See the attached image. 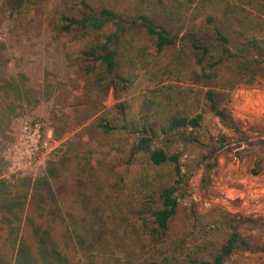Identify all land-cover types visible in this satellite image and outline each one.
<instances>
[{
    "label": "trees",
    "instance_id": "16d2710c",
    "mask_svg": "<svg viewBox=\"0 0 264 264\" xmlns=\"http://www.w3.org/2000/svg\"><path fill=\"white\" fill-rule=\"evenodd\" d=\"M47 1L0 7L22 17ZM48 24L76 47L63 77L44 73L30 84L8 74L0 43V137L13 119L50 102L53 138L65 139L41 177L0 180V264H224L255 250L231 219L223 240L196 238L197 205L177 195L186 179L181 153L155 140L199 144L208 113L237 131L225 91L253 82L263 61L228 46L264 57V0H60ZM140 71L153 89L135 115L123 99ZM111 91L118 102L107 107ZM115 136L132 140L126 162L144 157L142 173L117 171ZM226 141L220 136L216 149Z\"/></svg>",
    "mask_w": 264,
    "mask_h": 264
},
{
    "label": "rangeland",
    "instance_id": "374dc122",
    "mask_svg": "<svg viewBox=\"0 0 264 264\" xmlns=\"http://www.w3.org/2000/svg\"><path fill=\"white\" fill-rule=\"evenodd\" d=\"M59 4L60 0H48L41 6H30L33 8L22 17L10 16L5 7H0V43L5 49L8 74H23L30 84L41 81L44 73L66 75L65 56L76 47L52 33L48 24ZM228 49L232 55L263 61L253 82L245 77L225 91L227 100L223 105L235 121L237 131L227 129L208 113L198 132L199 144H181L176 136H160L155 144L168 153H181L179 161L186 179L177 195L184 204L197 205L196 238L221 241L229 232L227 220H234L240 235L255 250L235 252L224 264H264V227L260 226L264 222V144L261 143L264 141V57L234 43ZM152 89L153 84L140 71L131 92L123 99L130 106V113L137 115ZM117 102L111 91L105 105L110 107ZM56 109L50 102H41L33 111L11 121L4 137H0V180L10 183L21 178L35 180L44 174L46 163L55 157L65 140H54L49 125L48 118ZM32 123L42 125V134L37 152L29 156L24 131ZM220 136H226L227 141L216 149ZM115 139L112 154L117 171L142 173L144 157L131 165L126 162V148L132 140L124 136ZM208 166L212 167L205 173ZM250 219L258 221V225L252 227L246 222Z\"/></svg>",
    "mask_w": 264,
    "mask_h": 264
},
{
    "label": "built area",
    "instance_id": "2783aa9c",
    "mask_svg": "<svg viewBox=\"0 0 264 264\" xmlns=\"http://www.w3.org/2000/svg\"><path fill=\"white\" fill-rule=\"evenodd\" d=\"M30 127L24 131V143L30 149L29 156L35 154L38 150L39 139L42 134V125L38 123H32Z\"/></svg>",
    "mask_w": 264,
    "mask_h": 264
}]
</instances>
